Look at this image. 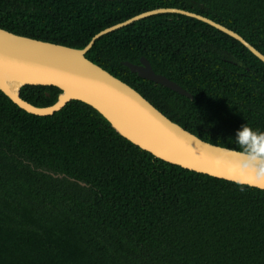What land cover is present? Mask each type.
Listing matches in <instances>:
<instances>
[{
  "label": "trees",
  "instance_id": "1",
  "mask_svg": "<svg viewBox=\"0 0 264 264\" xmlns=\"http://www.w3.org/2000/svg\"><path fill=\"white\" fill-rule=\"evenodd\" d=\"M159 7L211 18L264 54V0H0V28L83 48ZM85 56L202 140L236 149L242 124L264 131V62L196 18L146 16ZM141 56L191 97L123 64ZM59 92L20 88L36 106ZM0 264H264V189L157 158L83 101L36 115L0 90Z\"/></svg>",
  "mask_w": 264,
  "mask_h": 264
},
{
  "label": "water",
  "instance_id": "2",
  "mask_svg": "<svg viewBox=\"0 0 264 264\" xmlns=\"http://www.w3.org/2000/svg\"><path fill=\"white\" fill-rule=\"evenodd\" d=\"M177 13L196 18L240 41L264 62V54L232 29L199 13L176 7L143 11L108 26L83 48L19 35L0 28V90L16 105L36 115H50L70 100H80L96 109L123 137L155 157L184 168L264 189L249 171L237 165L240 159L231 148L215 145L169 119L126 82L89 60L85 53L103 34L149 15ZM138 76L159 83L179 94H191L162 74L155 73L141 56L139 63L123 61ZM27 84L56 86L57 99L47 106H36L20 96ZM55 176H63L56 174ZM84 185V182L79 181Z\"/></svg>",
  "mask_w": 264,
  "mask_h": 264
},
{
  "label": "clouds",
  "instance_id": "3",
  "mask_svg": "<svg viewBox=\"0 0 264 264\" xmlns=\"http://www.w3.org/2000/svg\"><path fill=\"white\" fill-rule=\"evenodd\" d=\"M236 149H232L240 158L237 165L251 172L255 179L264 185V131L254 129L247 123L242 124L235 133ZM244 189L241 188V191Z\"/></svg>",
  "mask_w": 264,
  "mask_h": 264
}]
</instances>
